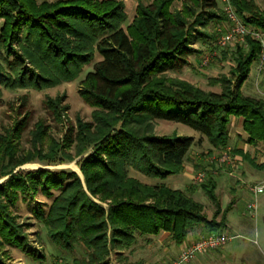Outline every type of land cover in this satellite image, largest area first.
Instances as JSON below:
<instances>
[{
  "label": "trees",
  "instance_id": "16d2710c",
  "mask_svg": "<svg viewBox=\"0 0 264 264\" xmlns=\"http://www.w3.org/2000/svg\"><path fill=\"white\" fill-rule=\"evenodd\" d=\"M176 1L139 2L137 16L126 31L121 7L112 1L68 0L38 6L36 0H0V19L7 21L0 28V99L4 89L32 85L21 76L19 64L2 54L8 36L28 31L20 42L24 58L42 72L41 83L76 78L95 53L101 57L83 81L82 96L95 109L91 121L77 120L61 145L50 138L44 121L29 132L31 147L26 151L18 144L26 119L0 131V177L10 176L0 185V237L8 244L16 241L19 232L9 221L7 203L28 188L34 195L53 198L47 211L35 212L49 240L64 252L73 253L77 247L85 250L83 257L66 264H110L112 253L121 261L137 234L168 232L181 245L197 225L204 224L210 231L222 225L208 221L204 206L184 191L145 184L129 175L133 170L149 179L165 180L185 171L195 139L158 135V121L191 128L219 150L229 142L231 119H242L247 143L264 142V100L240 92L262 54V44L247 36L245 44L237 45L230 72L233 80H213L221 85L220 93L173 78L169 73L181 71L195 52L191 41L198 29L220 27L226 21L218 0H183L182 8L173 9ZM232 2L245 26L264 33V10L255 1ZM14 13H21L25 22L14 21ZM41 83L33 86L42 89ZM48 104L59 121V102ZM90 148L92 154L79 164L87 191L74 172L38 170L27 174L29 184L13 174L35 159L50 165L63 163ZM235 153L252 167L264 169V162L250 154ZM217 187L211 175L200 185L215 208L214 219L221 215L225 223L235 198L222 209Z\"/></svg>",
  "mask_w": 264,
  "mask_h": 264
},
{
  "label": "rangeland",
  "instance_id": "374dc122",
  "mask_svg": "<svg viewBox=\"0 0 264 264\" xmlns=\"http://www.w3.org/2000/svg\"><path fill=\"white\" fill-rule=\"evenodd\" d=\"M66 1L68 0H36L38 6L42 5V3L53 4L52 6H54V4ZM97 1H112L118 4L121 7L120 13L126 18L123 28L127 31V27L137 16L139 2L147 5L153 0ZM253 1L260 9L264 10V0ZM182 3L183 0H177L173 9L182 8ZM48 6L46 5V9L49 8ZM42 9L45 10V7H42ZM117 13L119 14V11ZM13 16V20H16L17 23L25 22V18L21 13L19 15L14 13ZM190 21L194 22V19H190ZM5 22H7L5 19H0V28ZM226 28L227 24L224 22L220 27L212 24L206 29H198L196 37H193L191 41V48L195 52L188 58V65L181 71L171 72L169 75L173 78L187 81L206 92L220 93L221 85L213 84V80H218L222 77L233 80L230 73L235 67L233 54L237 45H239L234 43L223 50L216 48V42L221 35L218 30L224 31ZM25 32L22 31L20 34L8 36L2 46V54L8 58L10 63L19 64L18 70L21 72V76L25 77L28 83L32 82V85H26L28 87L25 88L4 89L3 97L0 99V131L5 127H13L17 122L26 119V127L18 139V144L24 151L31 147L29 132L38 121L45 122L46 126H48L50 138H54L60 145L68 128L76 124L77 120L82 122L91 121V115L95 109L87 104L82 96L83 92L86 91V85L83 81L86 74L101 60L100 55L95 53L82 66L76 78L71 80L52 78L48 83H41L40 76L42 72L24 58L23 44L20 40L22 41L26 38L28 31ZM260 57L252 64L249 77L242 84L240 92L244 96L264 100V63L261 65ZM205 59H208L206 65L203 64ZM40 83L43 86L42 89H37L33 86L40 85ZM25 99L26 103H24ZM48 102H59V121L52 113L53 111ZM155 130L158 135L176 134L195 139V144L186 159L185 172L187 174L169 176L165 180L149 179L133 170L129 171V175L145 184H165L191 195L204 206L203 215L208 221L215 220L217 224H222L216 230L219 233L233 237L228 245L225 246V249L205 252L198 255L192 262H195L199 257L202 260L221 257L222 259H227L225 264H264V194L258 197L259 208L256 218L251 217L250 212L247 210V205L253 201V196L249 192L248 186L264 181V169L258 170L252 167L235 153V151L246 152L255 158L256 161L262 163L264 162V142L255 146L249 145L247 143V135L242 130L241 119L235 118H232L230 122V139L227 147L219 150H214L209 141L206 138H202L198 132L181 124L158 121ZM92 151L93 149L90 148L82 156L76 157L72 161L53 163L51 165L49 161L35 159L33 162L19 166L13 174L29 184L30 180L27 174L38 170L45 169L53 173L62 171L74 172L79 176L83 188L87 191L79 164L92 154ZM224 153L229 154L230 158L233 159L236 165L235 168L232 169L226 165L220 167L218 160ZM28 164H37L40 169L25 168ZM71 165L76 166L81 175L74 171ZM218 167H220L219 174L213 175L210 168L214 170ZM198 172H206L208 176H213L218 182L217 193L220 197L222 209L226 208L227 202L232 197L235 198L233 210L229 214L232 227L227 230L228 232L225 230L228 219L224 221L225 223H223L221 215L214 219L215 208L213 204L203 194L200 185L194 183V177ZM229 173H232V175H229ZM9 177H0V185L9 180ZM53 194L56 196L58 193L55 191ZM52 199L45 198L41 193L34 195L31 188H28L24 193H20L12 203H7V213L11 216L9 221L14 227L18 228L19 233L16 235V241L13 244H8L4 238L0 237V264H66L72 262L75 257L81 258L85 255V250L82 247H77L73 253L64 252L60 246L55 245L47 237L46 230L42 223L38 221L35 212L42 208L47 211ZM203 226L205 225L200 224L197 227ZM147 238V236L137 234L135 243L129 250L123 252L122 256L124 259L120 261L112 253L110 264H162L163 262H159V260L166 256L165 248H167V242H164L161 246L157 238L151 239L150 242ZM234 248L235 251L232 250Z\"/></svg>",
  "mask_w": 264,
  "mask_h": 264
},
{
  "label": "built area",
  "instance_id": "2783aa9c",
  "mask_svg": "<svg viewBox=\"0 0 264 264\" xmlns=\"http://www.w3.org/2000/svg\"><path fill=\"white\" fill-rule=\"evenodd\" d=\"M232 1L219 0L220 7L226 19L227 28L224 31L221 29L218 30L221 35L216 42V48L223 50L234 43L243 45L246 43V37L249 36L262 44L263 49L260 57L262 65L264 63V33L245 26L240 20ZM207 63L208 59H205L203 64L206 65ZM218 161L220 167L223 165L231 167L232 169L236 167L235 162L227 153H224ZM220 167L214 170L210 168V171L213 175H218ZM229 175H232V173H229ZM207 177L208 174L206 172H198L193 181L195 184L201 185L206 181ZM248 190L253 196V201L247 205V210L250 212L251 217L256 218L259 208L258 197L264 194V181L249 185ZM232 239V236L226 234L211 233L193 242L168 264H190L198 255L208 251L222 249Z\"/></svg>",
  "mask_w": 264,
  "mask_h": 264
},
{
  "label": "crops",
  "instance_id": "0c3cea01",
  "mask_svg": "<svg viewBox=\"0 0 264 264\" xmlns=\"http://www.w3.org/2000/svg\"><path fill=\"white\" fill-rule=\"evenodd\" d=\"M241 126H242V119H241ZM185 169H186V167H185ZM183 173L187 174L185 171ZM217 185H219L218 182H217ZM217 189H218V187H217ZM230 200L227 202V205L230 202ZM232 210H233V207L230 210V212ZM230 212L227 214L228 224L226 225V228H225L226 231L230 227H232V224L229 220ZM197 226H199V225H197ZM197 226H195L192 230L189 231L184 243L181 245L175 244V242L171 239L170 234L168 232H161L159 235H156V236H147L148 237L147 239L149 242L151 241V239L157 238L159 245H161V246L163 245L164 242H167V244H166L167 248H165V255L166 256L164 258H162L161 260H159V262H163L162 264H168L169 262L174 260L180 254L181 251L186 249L189 245H191L193 242L197 241L201 237H204V236L209 235V234L214 233V232L219 233L217 230L216 231L215 230L210 231L207 226H203V227H197ZM219 234H223V233H219ZM224 249H225V247H224ZM232 250L235 251V248ZM226 261H227L226 258L222 259L221 257H218V258L213 257L210 260L209 259L202 260V258L199 257V258H197V260L195 262H192L190 264H209V263L210 264H225Z\"/></svg>",
  "mask_w": 264,
  "mask_h": 264
},
{
  "label": "bare ground",
  "instance_id": "6f19581e",
  "mask_svg": "<svg viewBox=\"0 0 264 264\" xmlns=\"http://www.w3.org/2000/svg\"><path fill=\"white\" fill-rule=\"evenodd\" d=\"M71 166L73 167L74 171L78 172L81 175L79 169L76 166H73V165H71ZM25 168H30V169L36 170V169H40V166L37 164H28L25 166Z\"/></svg>",
  "mask_w": 264,
  "mask_h": 264
},
{
  "label": "water",
  "instance_id": "95a60500",
  "mask_svg": "<svg viewBox=\"0 0 264 264\" xmlns=\"http://www.w3.org/2000/svg\"><path fill=\"white\" fill-rule=\"evenodd\" d=\"M45 170V169H44Z\"/></svg>",
  "mask_w": 264,
  "mask_h": 264
}]
</instances>
